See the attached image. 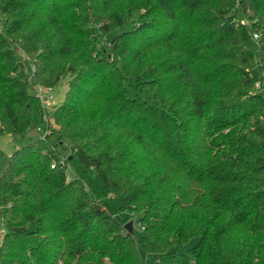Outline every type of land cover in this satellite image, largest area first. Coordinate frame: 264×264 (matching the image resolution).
Wrapping results in <instances>:
<instances>
[{
  "label": "trees",
  "instance_id": "trees-1",
  "mask_svg": "<svg viewBox=\"0 0 264 264\" xmlns=\"http://www.w3.org/2000/svg\"><path fill=\"white\" fill-rule=\"evenodd\" d=\"M0 20V134L41 130L0 176V264H142L126 213L165 264H264V0H0ZM64 78L50 109L30 92Z\"/></svg>",
  "mask_w": 264,
  "mask_h": 264
},
{
  "label": "rangeland",
  "instance_id": "rangeland-1",
  "mask_svg": "<svg viewBox=\"0 0 264 264\" xmlns=\"http://www.w3.org/2000/svg\"><path fill=\"white\" fill-rule=\"evenodd\" d=\"M255 75L257 73L255 72ZM35 87L33 81L30 84V92L35 93ZM68 90V78L62 79L51 91L49 94L52 95L51 104L56 105L60 104L66 95ZM254 90H251V93H254ZM39 138V132L37 130L29 131L28 133L21 134H0V176L10 162L13 154L21 149L22 147L36 141ZM65 154V153H64ZM128 218L127 223H132L133 227V237L137 243L138 250L141 256L142 264H165L167 261L165 257L157 255L154 256L151 254L147 244L144 240L143 230L138 222L140 215L136 216L134 213H126ZM126 223V224H127ZM36 223H32L29 226L30 230L36 229ZM10 232L9 220L7 212L0 207V245L5 234ZM198 243V238H194L188 244L178 249L175 252V261H182L189 259L191 257L190 249L194 248ZM172 249L170 250V252Z\"/></svg>",
  "mask_w": 264,
  "mask_h": 264
},
{
  "label": "built area",
  "instance_id": "built-area-1",
  "mask_svg": "<svg viewBox=\"0 0 264 264\" xmlns=\"http://www.w3.org/2000/svg\"><path fill=\"white\" fill-rule=\"evenodd\" d=\"M242 24L243 25H247L248 24V21L247 20H243L242 21ZM0 29H1V20H0ZM259 38H260V35L258 33H254L253 34V37H252L253 41H258ZM255 86L257 88H259L260 85H259V83H256ZM34 90H35L36 96L42 101L44 107L46 109H50L52 107V104H51L52 95L49 94V92L51 91V89L50 88H44L42 86H37L36 85V87H35ZM37 131L38 132H41L40 129H38ZM45 135H46L45 132L42 133L41 138H44Z\"/></svg>",
  "mask_w": 264,
  "mask_h": 264
},
{
  "label": "water",
  "instance_id": "water-1",
  "mask_svg": "<svg viewBox=\"0 0 264 264\" xmlns=\"http://www.w3.org/2000/svg\"><path fill=\"white\" fill-rule=\"evenodd\" d=\"M126 229H127L129 232L133 231L132 223H127V225H126Z\"/></svg>",
  "mask_w": 264,
  "mask_h": 264
}]
</instances>
